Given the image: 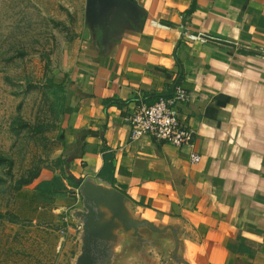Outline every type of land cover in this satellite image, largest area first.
<instances>
[{"label": "crops", "instance_id": "0c3cea01", "mask_svg": "<svg viewBox=\"0 0 264 264\" xmlns=\"http://www.w3.org/2000/svg\"><path fill=\"white\" fill-rule=\"evenodd\" d=\"M131 1L145 13L89 27L66 75L67 173L109 183L111 153L113 186L188 226L193 264H264V0ZM177 86L191 97L179 110L199 163L188 147L130 139L128 114Z\"/></svg>", "mask_w": 264, "mask_h": 264}, {"label": "rangeland", "instance_id": "374dc122", "mask_svg": "<svg viewBox=\"0 0 264 264\" xmlns=\"http://www.w3.org/2000/svg\"><path fill=\"white\" fill-rule=\"evenodd\" d=\"M89 27L87 0H0V264H73L80 251L61 84Z\"/></svg>", "mask_w": 264, "mask_h": 264}, {"label": "water", "instance_id": "95a60500", "mask_svg": "<svg viewBox=\"0 0 264 264\" xmlns=\"http://www.w3.org/2000/svg\"><path fill=\"white\" fill-rule=\"evenodd\" d=\"M144 13L131 0H87L92 29L110 17L135 20ZM78 191L82 207L70 212L80 230V251L73 264L149 262L154 256H160L162 264H193L187 244L190 234L183 220L152 216L150 209L99 178L87 177Z\"/></svg>", "mask_w": 264, "mask_h": 264}, {"label": "built area", "instance_id": "2783aa9c", "mask_svg": "<svg viewBox=\"0 0 264 264\" xmlns=\"http://www.w3.org/2000/svg\"><path fill=\"white\" fill-rule=\"evenodd\" d=\"M190 101L189 93L177 86L172 96L151 105L141 106L135 112L129 113L126 120L130 129V139L139 141L144 137H150L175 148L188 147L191 162L199 163L201 156L194 150L193 135L184 127L179 110V105Z\"/></svg>", "mask_w": 264, "mask_h": 264}, {"label": "trees", "instance_id": "16d2710c", "mask_svg": "<svg viewBox=\"0 0 264 264\" xmlns=\"http://www.w3.org/2000/svg\"><path fill=\"white\" fill-rule=\"evenodd\" d=\"M67 84V76H65V80L63 81V83L61 84V87L63 88L65 85ZM65 89V87H64ZM112 103V101H111ZM66 114V112H65ZM60 140L62 141V139L60 138ZM113 161H114V157L111 153H106L104 155V165L102 168V171L100 172V177L106 181H108L109 183L113 184L114 182V165H113ZM60 162L61 164L64 165L65 167V171H66V167L69 164V160H67L64 156V154L61 155L60 157ZM66 179L69 183V186L75 188V189H79V187L81 186V184L83 183L84 180H78L76 179L73 175L68 174L66 171Z\"/></svg>", "mask_w": 264, "mask_h": 264}]
</instances>
